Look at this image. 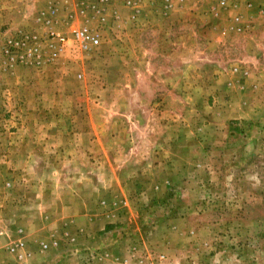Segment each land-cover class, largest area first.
<instances>
[{
	"label": "rangeland",
	"instance_id": "374dc122",
	"mask_svg": "<svg viewBox=\"0 0 264 264\" xmlns=\"http://www.w3.org/2000/svg\"><path fill=\"white\" fill-rule=\"evenodd\" d=\"M221 1L0 0V155L23 107L92 133L34 163L40 208L0 166V264H264V0Z\"/></svg>",
	"mask_w": 264,
	"mask_h": 264
},
{
	"label": "crops",
	"instance_id": "0c3cea01",
	"mask_svg": "<svg viewBox=\"0 0 264 264\" xmlns=\"http://www.w3.org/2000/svg\"><path fill=\"white\" fill-rule=\"evenodd\" d=\"M26 96L25 98H27ZM32 107L22 108L21 111L22 113L20 114L21 122L15 124L16 126L15 132L9 134L10 136L8 137L9 139L6 138L4 140L2 144V146L4 147V153L0 155V166L4 167V170L6 172L5 175H1V177L7 178L11 174H13L16 180L19 181V186L26 185L27 184L26 181L28 182L29 185L31 184L33 185V186H29L32 190L31 192L35 193V197H33L32 203L30 205L32 208H40V206L43 204V200L37 198L36 195L37 193L39 194L41 193V189H42V193L44 194L46 187L44 188L45 189L44 190L43 185H41L39 174H35L34 163L46 161L47 159L51 161L52 158L50 156L53 155L52 153H47V151H51V152L61 151L60 148L61 146H63V148L64 147H69L70 149L74 148V150L79 146L80 151H82L83 153V151L85 150L84 148L89 146L88 143L92 138V133L89 134L87 132L90 129L88 130L87 125L85 123L83 124V122L75 125L72 128L71 132H73L75 129L76 131L78 130L77 132H75L76 134H74L75 138H72L70 136H67L70 135L71 133V132H66L69 127H65V129H61L63 128L61 125H60L61 127L58 128L54 122L45 121V120L34 121V122L26 121V119L28 118L27 115L35 114L39 112V110L40 112H42V109H40V107L38 106H32ZM54 130L65 131L60 133L59 142H56L58 139L56 138L54 139L53 136ZM95 134H97V139L94 140L98 142L102 138L99 136L98 129L95 132ZM67 152L64 151V154ZM9 170L12 172H10ZM13 171H17V172L14 173ZM31 172L33 173L32 176L31 174L29 175V173ZM48 193H50V191ZM20 199H21V195H20ZM10 202L11 201H8V203ZM19 202H21V200H19L18 203ZM56 202H57L56 204H59L61 202L62 205L64 203L62 201H56ZM2 203H5V201L2 200ZM20 207L23 208L25 206L22 205ZM19 221L21 223H24L25 215H21V219ZM5 224L7 225V223ZM10 236L8 237V240H10L11 242H13V240H16L20 237L17 234L16 235L13 234V236L12 235ZM32 238H34L33 235L29 234L28 240H31Z\"/></svg>",
	"mask_w": 264,
	"mask_h": 264
},
{
	"label": "built area",
	"instance_id": "2783aa9c",
	"mask_svg": "<svg viewBox=\"0 0 264 264\" xmlns=\"http://www.w3.org/2000/svg\"><path fill=\"white\" fill-rule=\"evenodd\" d=\"M110 0H77V5L79 9L88 14L99 15L100 18L105 19V13L109 7ZM221 5H226V0L221 1ZM59 6L52 5L50 7L52 16H55L58 12ZM239 21V17L237 19ZM51 20H49V23ZM68 24H70L68 22ZM70 41L78 43L83 49H90L96 47L100 44L101 38L98 32L90 29L86 25L78 26L73 30H70L68 33L58 34V43L61 44L63 48L69 44ZM53 47V46H52ZM239 69L235 67L234 71ZM11 184L8 183V186ZM47 247V245H44Z\"/></svg>",
	"mask_w": 264,
	"mask_h": 264
}]
</instances>
